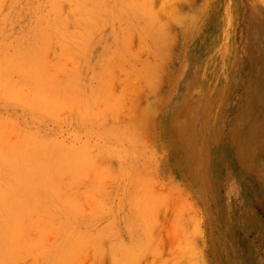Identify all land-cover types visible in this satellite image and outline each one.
<instances>
[{
	"label": "rangeland",
	"instance_id": "1",
	"mask_svg": "<svg viewBox=\"0 0 264 264\" xmlns=\"http://www.w3.org/2000/svg\"><path fill=\"white\" fill-rule=\"evenodd\" d=\"M50 1L0 0V84L10 86L0 85V139L18 146L10 153L0 141V154L12 156L0 155V201H7L0 206V243L19 214L25 217L15 224L18 233L27 232L19 240L31 247L13 250L23 252L13 255L15 264H43L51 252L47 262L54 253L60 263L55 241L59 246L70 235V220L76 241H97V249L81 247L80 264H120L125 257V264H264V0H53V8ZM39 96L55 107H42ZM47 165L52 174L58 167L59 180L52 175L48 184L40 175ZM11 178L29 185L13 180L15 194ZM68 199L75 213L67 211ZM18 204L21 213L13 211ZM44 241L55 244L50 254L41 250L49 248ZM74 254L61 263L74 262Z\"/></svg>",
	"mask_w": 264,
	"mask_h": 264
},
{
	"label": "bare ground",
	"instance_id": "2",
	"mask_svg": "<svg viewBox=\"0 0 264 264\" xmlns=\"http://www.w3.org/2000/svg\"><path fill=\"white\" fill-rule=\"evenodd\" d=\"M52 1H53V0H51L50 2H52ZM54 1H55V0H54ZM77 1H78V0H77ZM77 1L75 2V0H74L75 4H78ZM96 1H97V0H96ZM104 1H105V0H104ZM128 1H130V0H128ZM135 1H136V0H135ZM2 2H3V1H2ZM55 2H56V1H55ZM55 2H52V4H50V5H52V8H53V3H55ZM72 2H73V1H71V4H72ZM105 2H106V1H105ZM48 3H49V2H48ZM48 3H47V4H48ZM100 3H101V2H100ZM102 3H103V0H102ZM117 3H118V2H117ZM126 3H128V2H126ZM0 4H1V3H0ZM71 4H70V5H71ZM121 4H122V2H120V5H121ZM70 5H69V6H70ZM95 5H96V4H95ZM104 5H105V4H104ZM54 6H55V5H54ZM71 6H73V5H71ZM99 6H100V5H99ZM108 6H109V5H108ZM113 6H114V5H113ZM56 7H57V6H56ZM85 7H86V6H85ZM85 7H83V8H85ZM96 7H97V6H96ZM54 8H55V7H54ZM78 8H79L78 6H77V8L74 7V10H75V9H76V10H79L80 8H79V9H78ZM83 8H82V9H83ZM107 8H108V7H107ZM57 9H58V8H57ZM69 9H71V7H70ZM88 9H90V8H88ZM95 9H96V8H95ZM97 9L99 10V8H97ZM35 10H36V9H35ZM52 10H54V9H52ZM74 10H73V11H74ZM104 10H106V8H105ZM107 10H108V9H107ZM54 11H55V10H54ZM57 11H58V10H57ZM80 11H81V10H80ZM86 11H87V10H86ZM109 11H110V10H109ZM113 11H114V10H113ZM52 12H53V11H52ZM77 12H78V11H77ZM89 12H91V11L89 10ZM95 12H96V11H95ZM98 12H99V11H98ZM110 12H111V11H110ZM110 12H109V13H110ZM114 12H115V11H114ZM114 12H113V13H114ZM57 13H58V12H57ZM71 13H72V11H71ZM74 13H75V11H74ZM81 13H83V12H81ZM81 13H79L78 16H80ZM109 13H108V14H109ZM53 14H55V13H53ZM72 14H73V13H72ZM88 14H89V13H88ZM111 14H112V13H111ZM76 15H77V14H76ZM93 15H94V14H93ZM81 17L84 18V17L82 16V14H81ZM81 17H80V19H81ZM85 17H86V16H85ZM117 17H118V16H117ZM87 18H88V16H87ZM112 18H113V17H112ZM121 18H122V17H121ZM41 19H42V18H41ZM78 19H79V18H77V20H78ZM117 19H118V18H116V20H117ZM84 20H85V19H84ZM91 20H93V19L91 18ZM78 21H79V20H78ZM78 21H76V22L79 23ZM82 21H83V20H81V22H82ZM93 21H94V20H93ZM109 21H110V20H109ZM118 21H120V20H118ZM88 22H89V21H88ZM94 22H95V21H94ZM94 22H93V23H94ZM95 23H96V22H95ZM95 23H94V24H95ZM106 23H107V22H106ZM112 23H113V22H112ZM112 23H111V24H112ZM62 25H63V24H62ZM82 25H83V24H82ZM60 26H61V25H60ZM84 26H85V25H84ZM88 26H89V25H88ZM88 26H87V27H88ZM92 26H93V24H92ZM146 26H147V25H146ZM46 27H48V25H47ZM48 28H49V27H48ZM60 28H61V27H60ZM88 28H89V27H88ZM43 29H44V28H43ZM79 31H80V30H79ZM79 31H78V32H79ZM82 31H83V30H82ZM113 32H114V30H113ZM113 32H112V33H113ZM40 33H41V32H40ZM45 33H49V32H47V30H46ZM80 34H81V31H80ZM117 34H118V33H117ZM117 34H114V35H115L114 38H116V35H117ZM116 40H117V39H116ZM116 40H115V41H116ZM31 41H32V40H31ZM121 43H122V42H121ZM24 44H25V43H24ZM27 44H28V41H27ZM33 44H34V43H33ZM31 45H32V42H31ZM66 45H68V44H66ZM22 46H23V45H22ZM27 46H28V45H27ZM35 46H36V44H35ZM68 46H69V45H68ZM122 46H123V44H122ZM25 47H26V46H24L23 48H25ZM29 47H30V46H29ZM31 48H32V46H31ZM31 48H29V50H30ZM34 48H35V47H34ZM40 48H41V47H40ZM66 48H67V47H66ZM121 48H122V47H121ZM121 48H119V49H121ZM124 48H125V47H124ZM26 49H27V51H28V48H27V47H26ZM26 49H24V50H26ZM35 49H36V48H35ZM119 49H117V50H119ZM122 49H123V48H122ZM31 50H32V49H31ZM37 50H38V48H37ZM37 50H35V52H36ZM21 51H22V52H20V50H19V53H23V52H24L22 49H21ZM38 51L40 52L41 50H38ZM38 51H37V53H38ZM29 52H30V51H29ZM35 52L32 51V53H35ZM115 52H116V51H115ZM118 52H119V51H118ZM116 53H117V52H116ZM124 53H125V52H124ZM13 54H14V53H13ZM17 54H18V53H17ZM17 54L15 53L14 55H16L18 58L16 59V56H13L14 58H12V59H14V60H18V59H19V56H18ZM38 54H39V56H40L41 52L38 53ZM67 54H68V52H67ZM110 54H111V53H110ZM126 54H127V53H126ZM23 55H24V53H23ZM23 55L21 54L22 57H23ZM26 55H28V54H26ZM32 55H33V54H32ZM41 55H42V54H41ZM33 56L36 58V55H33ZM39 56H37V57H39ZM11 57H12V56H11ZM11 57H10V58H11ZM26 57H27V56H26ZM41 57H42V56H41ZM8 58H9V57H8ZM32 58H33V57H32ZM32 58H31V59H32ZM5 59H6V58H5ZM20 59H21V57H20ZM24 59H25V58H24ZM26 59H27V58H26ZM26 59H25V60H26ZM28 59H29V58H28ZM31 59H30V60H31ZM33 59H34V58H33ZM39 59H41V58H39ZM39 59H37V60H39ZM34 60H35V59H34ZM108 60H109V59H108ZM6 61H7V60H6ZM27 61H28V60H27ZM124 61H125V60H124ZM0 62H2V60H0ZM4 62H5V61L3 60V64H1V65L7 69V67H6L7 65H6V63H5V65H4ZM7 62H9V61H7ZM25 62H26V61H25ZM29 62H31V61H29ZM32 62H33V61H32ZM34 62H36V61H34ZM37 62H38V61H37ZM9 63L11 64V61H10ZM12 63H13V60H12ZM16 63L18 64V62H16ZM16 63H14V64H16ZM111 63H112V62H111ZM10 64H9V65H10ZM17 64H16V65H17ZM20 64H22V63L20 62ZM24 64H25V63H24ZM35 64H36V63H35ZM27 65H28V64H27ZM27 65H25L26 68H30V65H29V66H27ZM37 65H39V67H37V68H40V64L37 63ZM116 65H118V63H116ZM123 65H124V64H123ZM12 66H13V64H12ZM25 66H24V68H25ZM3 67H2V69H3ZM21 67H22V66H20V68H21ZM32 67L34 68V66H31V68H32ZM41 67H42V66H41ZM0 68H1V66H0ZM8 68H10V66H9ZM22 68H23V67H22ZM24 68H23V69H24ZM26 68H25V69H26ZM31 68H30V69H31ZM6 69H5V70H6ZM7 70H8V69H7ZM17 70H18V69H17ZM17 70H16V72H17V74H18L20 70H19V71H17ZM26 70H27V69H26ZM33 70H35V69H33ZM40 70H41V68L38 69V72H40ZM9 71H11V70H9ZM9 71H8V73H9ZM21 71H22V70H21ZM23 71H24V70H23ZM29 71H32V69L29 70ZM41 71H42V70H41ZM4 72H5V71H4ZM16 72H15V73H16ZM25 72L28 73L27 71H25ZM25 72H23V73H25ZM2 73H3V72H2ZM6 73H7V72H6ZM8 73H7V75H6L7 77H8ZM32 73H33V71H32ZM32 73H31V74H32ZM36 73H37V72H36ZM40 73L44 74L43 71L40 72ZM40 73H39L38 77H40V79H41L43 76L41 77V76H40ZM9 74H11V72H10ZM20 74H21V72H20ZM42 74H41V75H42ZM18 75H19V74H18ZM23 75H24V74H23ZM23 75L21 74V76H23ZM28 75H29V74H28ZM11 76H12V75H11ZM15 76H16V75H15ZM33 76H34V75H33ZM35 76H36V75H35ZM35 76H34L35 79L38 78V77H35ZM44 76H45V75H44ZM9 77H10V76H9ZM24 77H25V76H24ZM30 77H31V76H30ZM2 78H4V77H2ZM18 78L21 79V77H18ZM25 78H26V77H25ZM34 78H33V79H34ZM48 78H49L50 81H51V78H50V77H48ZM48 78H46V80H47ZM15 79H16V78H15ZM33 79H32V81L34 82L35 80H33ZM54 79H55V78H54ZM2 80H3V79H2ZM5 80H6V78H5ZM38 80H39V79H38ZM38 80H36V81H38ZM41 80H43V78H42ZM3 81H4V80H3ZM10 81H11V78L9 79V82H10ZM1 82H2V81H1ZM12 82H13V80H12ZM15 82H16V81H15ZM4 83H5V82L1 83L0 85L3 84V86H4V85L6 84V83H5V84H4ZM26 83H27V82H26ZM36 83H37V82H35V83H33V84H36ZM10 84H11V83H10ZM7 85H8V87H9V89H10V86H9V83H8V82H7ZM7 85H6V86H7ZM39 85H41V84H39ZM6 86H4V88H5ZM12 88H13V85H12V87H11V90L13 91L14 89H12ZM15 88H16V87H15ZM37 88L39 89V87H37ZM43 88H44V87H43ZM45 89H46V88H45ZM0 90H1V87H0ZM4 90H6V89H4ZM19 90H20V89H19ZM21 90H22V89H21ZM36 90H37V89H36ZM2 91H3V90H2ZM17 91H18V89L15 90V94H16ZM49 91H50V90H49ZM49 91H48V93H49ZM8 92H9V90H8ZM36 92H38V91H36ZM36 92H35V93H36ZM41 92H42V91H40V93H41ZM44 92H46V91H43V93H44ZM5 93H7V90L4 92V95L7 96ZM35 93H34V94H35ZM46 93H47V92H46ZM8 94H9V93H8ZM11 94H13V93H11V91H10V94H9L10 96L8 95L9 97H7V98H11V97H13V96H11ZM34 94H33V95H34ZM13 95H14V94H13ZM16 95H17V94H16ZM28 95H29V94H28ZM36 95H37V94H36ZM47 95L49 96V94H47ZM44 96H45V95H44ZM36 97H37V96H36ZM40 97H41V96H39L38 98L40 99V101H42V99H41ZM49 97H50V96H49ZM38 98H36V99L31 98V99L29 100V102H33V101H31V100H33V99L35 100L34 102H36ZM42 98H43V97H42ZM77 98H79V97L76 96V99H77ZM39 99H38V101H39ZM45 99H46V101H42V102H41L42 104H43V102H44V105H42V107L46 106L45 103H46L47 105H49V104L52 102L51 99L49 98V99H50V102H49V104H48V101H49V100H47L48 97H47V98H44V100H45ZM77 100H78V99H77ZM40 101H39V102H40ZM81 101H82V99H81ZM34 102H33V103H34ZM58 102H60V101H58ZM52 103H53V102H52ZM55 103H57V102H54V103H53V104H54V105H53L54 107H55ZM88 103H89V102H88ZM37 104H38V102H36V105H37ZM39 104H40V103H39ZM39 104H38V106H39V108H40V105H39ZM34 105H35V103H34ZM49 106H50V105H49ZM78 106L81 107L80 105H78ZM35 107H37V106H35ZM54 107H53V108H54ZM86 107H87V106H86ZM86 107H85V108H86ZM95 107H96V106H95ZM46 108H47V107H46ZM55 109H56V108H55ZM82 110H83V109H82ZM87 111H88V109H87ZM92 111H93V110H92V108H91V112H92ZM96 111H97V110H96ZM82 112H83V111H82ZM93 112H94V111H93ZM87 113H88V112H87ZM95 113H97V112H95ZM174 113H175V112H174ZM80 114H81V113H80ZM83 114H85V112H84ZM93 114H94V113H93ZM91 115H92V113H91ZM88 116H89V115H88ZM94 116H95V114H94ZM94 116H92V117H94ZM84 117H85V116H84ZM89 117H90V116H89ZM83 119H84V118H83ZM94 120H95V119H94ZM94 120H93V121H94ZM96 121H97V120H96ZM89 122H90V121H89ZM97 123H98V122H97ZM169 123H170V122H169ZM92 124L94 125V123H92ZM92 124H91V125H92ZM89 125H90V124H89ZM99 125H100V123H99ZM97 126H98V125H97ZM169 126H170V125H169ZM88 127H89V126H88ZM166 128H167V127H166ZM90 129H91V128H90ZM102 129H103V128H102ZM102 129H101V130H102ZM92 130H94V129H92ZM90 131H91V130H90ZM102 131H103V130H102ZM106 131H107V130H106ZM108 131H109V130H108ZM168 131H169V129H168ZM113 132H114V131H113ZM99 133H100V132H99ZM105 133H106V132H105ZM116 133H117V132H116ZM145 134H146V133H145ZM100 135H101V134H100ZM109 135H111V134H109ZM1 137H2V138L0 139V141H1V140L3 141L4 138H3V136H1ZM118 138H119V137H118ZM5 140H6V141H5ZM5 140H4V141L7 142V139H5ZM8 140H10V139H8ZM120 140H121V139H120ZM2 141H1V144L3 143ZM8 142H9V141H8ZM8 142H7V145L2 144L1 146H5V147H6L5 151L7 150V152L9 151V152L11 153V150H10L11 148H12V150L15 152L14 148H15L16 146L13 147L14 144H13V145H8ZM11 143H12V142H11ZM9 146H10V148H9V150H8L7 147H9ZM11 146H12V147H11ZM17 147H18V146H17ZM17 147H16V148H17ZM19 147H20V146H19ZM30 147H31V146H30ZM21 148L23 149L24 147H21ZM21 148H19V149H21ZM28 149H29V147H28ZM30 149H31V148H30ZM30 149H29V150H30ZM2 150H3V149H2ZM24 150H25V149H24ZM5 151H4V152H5ZM13 151H12V152H13ZM16 151H18V150L16 149ZM21 151H22V150H21ZM77 151H78V150H77ZM19 152H20V150H19ZM19 152H16V153L19 154ZM39 152H41V151H39ZM5 153H6V152H5ZM5 153H4V154H0L2 160H3V158H6V159L8 158V157L4 156V155H6ZM16 153H13V155H14L15 157H17V155H15ZM21 153H22V154H20V155L22 156L21 158H23V155H24L26 152H25L24 154H23V152H21ZM36 153L38 154V152H36ZM74 153H75V152H74ZM74 153H73V154H74ZM41 154H42V153H41ZM70 154H71V153H70ZM70 154H67V156H68V155L70 156ZM75 154H76V153H75ZM80 154H81V153H80ZM80 154H79V156H80ZM7 155H8V153H7ZM39 155H40V154H39ZM3 156H4V157H3ZM8 156H10V154H9ZM77 156H78V154H77ZM83 156H84V153H83ZM83 156H82V154H81V157H83ZM11 157H12V156H10V158H11ZM41 157H42V156H41ZM44 157H45V155H44ZM44 157H43V159L41 158V160H44ZM81 157H80V161L83 160V159H81ZM10 158H8V160H9ZM18 158H19V157H18ZM35 158L40 159V157H39V158H38V157H35ZM35 158H34V159H35ZM76 158H77V157H76ZM6 159H4L3 161H7ZM23 159H24V158H23ZM73 159L75 160V157H74ZM77 159H78V158H77ZM85 159H87V156H86ZM2 160H1V161H2ZM10 160H11V159H10ZM18 160H19V159H18ZM18 160L16 161L17 163H18ZM32 160H33V159H32ZM78 160H79V159H78ZM78 160H77V161H78ZM3 161H2V163H3L2 166L5 167V164H4ZM14 161H15V160H14ZM14 161H13V162H14ZM36 161H37V160H36ZM36 161L34 160V163H36ZM46 161H47V160H46ZM46 161H45V162H46ZM75 161H76V160H75ZM84 161H85V160H84ZM9 162H11V161H9ZM16 162H14V163H16ZM19 162H21V163L23 162V163H22L23 165L20 163V164H21L20 166H24V165H25V164H24V161H19ZM31 162H32V161H30V164H29V165L26 163V167L33 165ZM42 162H43L42 164H44V161H42ZM78 162H79V161H78ZM99 162H100V161H99ZM2 163H1V164H2ZM5 163H7V162H5ZM17 163H16V164H17ZM28 163H29V162H28ZM40 163H41V162H40ZM60 163H61V162H60ZM79 163H80V162H79ZM82 163L84 164L85 162L82 161ZM11 164H12V162H11ZM80 164H81V163H80ZM80 164H78V165H80ZM14 165H15V164H14ZM27 165H28V166H27ZM37 165H39V163H37ZM37 165H36V166H37ZM60 165H61V164H60ZM81 165H82V164H81ZM16 166H18V164H17ZM36 166L34 165L33 168L36 167ZM82 166H83V165H82ZM4 167H3V168H4ZM50 167H51V166H49V168H50ZM78 167H79V169L81 168V166H78ZM83 167H84V166H83ZM83 167H82V168H83ZM0 168H1V167H0ZM3 168H2V169H3ZM11 168H12V167H11ZM17 168H18V167H17ZM22 168H23V167H22ZM22 168H21V170H22ZM30 168H31V167H30ZM30 168L28 167V169H30ZM33 168H32V169H33ZM49 168H48V165H47L46 169L49 170V171H47V170L45 169V170H46V171H45V174H43L44 172H43L42 174H41V172H40V175H46V176L49 178V180H48V179H46V178H47L46 176H45V177H44V176L41 177V178H42L41 181H43V179H46V180H48V182H47L48 184H49V181H51V176H52L54 173L57 174L56 177L59 176V174L57 173V168H58L57 166H56V168H53V169H55V171H54L53 174L50 173V171L53 172V170H52V169L50 170ZM13 169H14V168H13ZM26 169H27V168H26ZM26 169L24 168L25 171H26ZM11 170H12V169H11ZM24 170H23L22 172H24ZM30 170H31V169H30ZM30 170H28V173H30ZM35 170H37L35 173H37L38 171H40V170H38L37 168H35L34 171H35ZM42 170H44V169H42ZM42 170H41V171H42ZM77 170H78V169H77ZM80 170H81V169H80ZM8 171H9V170H8ZM12 171H13V170H12ZM18 171H20L19 168H18ZM63 171L66 172V170H63ZM63 171H62V172H63ZM78 171H79V170H78ZM78 171H77V173H78ZM81 171H83V170H81ZM81 171H79V172H81ZM9 172H11V171H9ZM14 172H15V171H13V173H14ZM48 172H49L51 175L48 174ZM58 172H59V171H58ZM84 172H85V170H84ZM46 173H47V174H46ZM82 173H83V172H82ZM82 173H81V174H82ZM5 174H6V173H5ZM8 174H9V173H8ZM31 174H32V172H31ZM33 174H34V172H33ZM37 174H39V172H38ZM3 175H4V174H3ZM3 175H2V176H3ZM12 175H13V174H12ZM14 175H15V173H14ZM16 175H17V174H16ZM18 175H19V174H18ZM21 175H22V173H21ZM40 175H37V176H40ZM48 175H49V176H48ZM54 175H55V174H54ZM54 175L52 176V178L54 179V181L59 180V179H56V177L54 178ZM79 175H80V173H79ZM33 176H34V175H33ZM62 176H63V174H62ZM81 176H82V175H80V177H81ZM6 177H7V176H6ZM17 177H18V176H17ZM22 177H23V176H22ZM35 177H36V176H35ZM59 177H60V176H59ZM80 177H79V178H80ZM9 178H10V177H9ZM18 178H19V177H18ZM39 178H40V177H39ZM41 178H40V179H41ZM57 178H58V177H57ZM63 178H64V177H63ZM63 178H62V179H63ZM7 179H8V178H7ZM40 179H39V180H40ZM81 179H83V177H82ZM3 180H5V177H4ZM13 180H14V181H13ZM18 180H19V179H18ZM18 180H17V179L15 180V179L11 178V181L9 182V181L7 180V182H8L9 184H10L12 181L16 183ZM46 180H45V181H46ZM19 181H21V182H17V183L21 184L20 187H21V186L24 187V186H26L25 184L27 183L28 179H26V183H24V184H23V182H22V179L19 180ZM60 181H61V180H60ZM2 182H3V181H2ZM24 182H25V178H24ZM43 182H44V181H43ZM15 183H11V184H14V185H15ZM33 183H34V182H33ZM36 183H37V181H36L34 184H36ZM51 183H53V182H51ZM51 183H50V184H51ZM56 183H57V182H56ZM56 183H55V184H56ZM3 184H4V183H3ZM11 184H10V185H11ZM22 184H23V185H22ZM27 184L29 185V183H27ZM55 184H54V185H55ZM61 184H62V182H61ZM37 185H38V184H36V186H37ZM40 185H41V184H40ZM40 185H38V186H40ZM69 185H70V184H69ZM73 185H74V184H73ZM7 186H8V185H7ZM7 186H6V189H7ZM16 186H17V189H16L17 191L15 190V191H16L15 194L18 193V186H19V185L16 184L15 187H9V186H8V187L11 188V189H12V188L15 189ZM41 186H43L42 188L46 187V185L43 184V183H42ZM41 186H40V187H41ZM56 186L58 187V185H56ZM59 186H60V185H59ZM95 186H96V185H95ZM2 187L4 188L5 186H2ZM34 187H35V185H34ZM40 187H39V188H40ZM51 187H52V184H51L50 187H47L48 190L51 189ZM69 187H70V186H68V188H69ZM21 188H22V187H21ZM98 188H99V187H98ZM98 188H97V189H98ZM26 189H28V188L26 187ZM3 190H5V189H3ZM20 190H22V189H20ZM20 190H19V191H20ZM48 190H46V191H47L46 193L49 192ZM51 190H52V192H50V193H53L52 195L54 196V194H56V193H54L55 190H54L53 188H52ZM51 190H50V191H51ZM53 190H54V191H53ZM1 191H2V190H1ZM12 191H13V190H9V192H12ZM9 192H8V193H9ZM100 192H101V191H100ZM50 193H48V196L51 195ZM11 194H14V193L12 192ZM0 195H1V197H2V196L4 197V195H2V194H0ZM5 195H9V194H5ZM57 196H58V195H57ZM57 196H54V198H55V197L57 198ZM99 196H100V195H99ZM97 197H98V196H97ZM3 199H4V198H0V200H3ZM66 199H67V198H64V200H66ZM97 199H99V197H98ZM21 200L23 201V200H25V199L22 198ZM69 200H70V199H68L67 201L70 203ZM72 200H73V202H77V201H74V200H76L75 197H74V199L72 198ZM22 201H17V202H19L20 204H22V206H24L23 204H25V202L23 203ZM62 201H63V198H62ZM67 201H66V204H68ZM0 202L2 203V205H0V206L2 207V209H5L6 207H4V206L6 205V202H7V201L5 200V204L3 203L4 200H3V202H2V201H0ZM21 202H22V203H21ZM60 202H61V201H60ZM73 202L71 201V203H70V205H69L70 207L66 205V207H69V208L64 207L62 204H61V207L66 208L67 211L70 209V210H69L70 212L73 211V212L75 213L77 210L75 209V210H76V211H75V210H72V209H71V208L74 207V206L71 207V204H73ZM89 202H90V201H89ZM98 202H100V200H98ZM143 202H144V200H143ZM150 202H151V201H150ZM26 203H27V201H26ZM28 203H29V201H28ZM64 203H65V201H64ZM100 203H101V202H100ZM3 204H4V205H3ZM20 204H18V205H19V208H18V209L15 208V209H17V210H19V211L16 212L15 210L12 209L15 213H21V212H20V210H21V209H20V207H21ZM31 204H32V203H30V204H26V205H28L27 207L30 206L29 208L31 209V207H32ZM74 204H75V203H74ZM96 204H97V202H96ZM141 204H142V203H141ZM141 204H140V206H142ZM149 204H150V203H149ZM149 204H148V202H147L146 205H149ZM7 205H8V204H7ZM16 205H17V204H15V207H16ZM59 205H60V204H59ZM76 205H78V204L76 203ZM143 205H144V204H143ZM8 206H9V205H8ZM33 206L35 207L34 204H33ZM92 206H93V205H92ZM97 206H98V207H95V208H97V210H98L99 205H97ZM144 206H145V205H144ZM61 207H60V209H61ZM76 207H77V206H76ZM76 207H75V208H76ZM25 208H26V206H25ZM29 208H28V209H29ZM22 209L25 210L24 208H22ZM28 209H26L25 212H26ZM30 209H29V210H30ZM23 210H22V212H23ZM63 210L65 211V209L62 208V211H63ZM71 210H72V211H71ZM144 210H145V208H144ZM144 210H143V211H144ZM6 211H7V210H6ZM8 211L11 213L10 207H8ZM32 211H33V207H32ZM67 211H65V212H67ZM139 211H140V210H139ZM145 211H146V210H145ZM14 212H12V213H14ZM25 212H24V213H25ZM12 213H11V217H12V215L14 216V214H15V213H14V214H12ZM140 213H141V211H140ZM146 213H147V212H146ZM7 214H8V212H7ZM22 214H23V213H22ZM68 214H69V213H68ZM70 214H71V213H70ZM72 214H73V213H72ZM8 215H9V214H8ZM18 215H19V214H18ZM18 215H17V216H18ZM143 215H144V214H143ZM148 215H149V214H148ZM17 216H16V219H17V220H15L14 225H11V224H12L11 221L9 222V221H8L9 219H7V221L10 223V226H9V228H8V233H9L10 238H9V236H8V238H6V240H3V241H2L3 243H0V246H1V247H0V255L3 256V258L1 257V259H0V260H1L0 262H2V260H3V262L0 263V264H6V261L9 260L10 256H12V257H11V259H10L8 262H11V261H12V263L14 262V264H15V262H18V260H20V259L17 260L16 257L18 256L17 254L21 253V252L24 250V249H22V248H26V249H27V248H31V247H29V246H27V245H26V247H22V241L19 240V238H20L19 236H22V235H21V234L19 235L18 230H17L15 224L17 223V221H18L19 219H20V221L23 220L22 218H24L25 215H22V218H19V217H17ZM19 216H21V215H19ZM70 216H71V215H70ZM145 216H146V215H145ZM73 217H74V215H73ZM75 217H76V216H75ZM6 218H7V217L5 216V219H6ZM13 218H14V217H13ZM18 218H19V219H18ZM146 218L148 219V217H146ZM150 218H151V217H150ZM179 218H180V217H179ZM67 219H68V218H66V220H67ZM151 220H152V218H151ZM181 220H182V219H181ZM67 221H68V220H67ZM71 221H72V220H70V222L68 221V222L70 223V224L68 225V226H69V231H70V232L72 231V232L70 233V235H69V236L66 235V236H65V240H64V238L62 237V235L59 234V235L61 236V238H63V241H64L63 243H65V241H66V244H67L66 249H64V247H62V246H63V245H62L63 243L60 244V245H62V246H60V245L57 246L58 243L60 242L59 239H57V240H59V241H57V240L55 241V244H56V242H58L57 245H55V244L53 243V244L55 245V247H57V248L54 247L53 252H55L56 249L59 250V251H58V254H57V258H58V256H59V258H60V255H61L62 258H61L60 260L64 259V261H66L65 263H68L70 257L72 258V256H71V255H72V251H73V253H75V254H74L75 256L73 257V258H75V259H73V260H74V262L76 263V262H77V261H76V260H77L76 258H78V256L80 255V254H79V251H80V253L82 254L83 252H81V250H82V249H83L82 251H84L85 249L87 250V247H88V246H89V247H90V246H93V243H94V249H95V248H96V245H95V244H96V242H97V241L95 240V238H93V239L91 238V241L94 240V242H93V241H92V243L90 242V243H91V245H90L89 242H88V239H89V238L87 237V238H88V239H87V242H88V243H87V242H85L86 244L83 243V241H86V240H85V239H86V235L84 236V233H83L82 235H83L85 238H84V237H83V238L80 237L82 240L77 239V241H76V237H77V235H80V234L78 233V229H77V231H76V228H75V227L72 228V226H73L74 224L72 225ZM153 221H154V219H153ZM153 221H152V222H153ZM68 222H67V224H68ZM72 222H73V221H72ZM88 222H90V221H88ZM96 222H97V221H96ZM98 222H99V221H98ZM152 222H151V223H152ZM61 223H62V222H61ZM67 224H66V226H67ZM87 224H88V223H87ZM99 224H100V223H99ZM175 224H178V222H176ZM19 225H21V224H19ZM152 225H153V224H151V227L149 228V229H151V230L154 229V228H152ZM154 225H155V223H154ZM154 225H153V227H154ZM156 225H157V224H156ZM17 226H18V225H17ZM64 226H65V225H64ZM66 226H65V227H66ZM70 226H71V228H70ZM75 226H76V225H75ZM89 226H90V225H89ZM179 226H180V225H179ZM18 227H19V226H18ZM45 227H47V226H45ZM45 227H44V228H45ZM65 227H64V228H65ZM101 227H102V226H101ZM101 227H100V229L103 228V227H102V228H101ZM48 228L50 229V227H48ZM48 228H47V229H48ZM64 228H63V230H64ZM175 228H176V227H175ZM66 229H67V228H66ZM74 229H75V230H74ZM103 229H104V228H103ZM52 230H53V229H52ZM59 230H60V228H59ZM73 230H74V231H73ZM141 230L143 231V229H141ZM47 231H48V230H47ZM53 231H54V230H53ZM66 231H67V230H66ZM69 231H67V232H69ZM75 231H76L78 234H76ZM98 231L100 232V230H98ZM104 231H105V230H104ZM147 231H148V230H147ZM149 231H150V230H149ZM179 231H180V229H179ZM20 232H21V231H20ZM23 232H24V235H23V236H26V233H27V232H25V230H23ZM54 232H55V231H54ZM61 232H62V231H61ZM67 232H66V233H67ZM145 232H146V231H145ZM46 233H47L46 231H45L44 234L41 232L42 235H45ZM49 233H50V232H49ZM49 233H47V235H48ZM59 233H60V232H59ZM62 233L64 234V231H63ZM80 233H81V232H80ZM97 233H98V232H97ZM146 233H147V232H146ZM146 233H144V234H146ZM185 233H186V232H185ZM0 234H1V232H0ZM22 234H23V233H22ZM37 234H38V233H37ZM41 234L39 233V234H38V237L41 238V239L43 240L44 237H40ZM101 234H103V233H101ZM144 234H143V235H144ZM147 234L150 235V234H153V233H152V232H150V233L148 232ZM147 234H146V235H147ZM154 234H155V233H154ZM154 234H153V235H154ZM181 234L184 235V234L182 233V230H181ZM50 235H52V234L50 233ZM82 235H81V236H82ZM146 235H144V237H145ZM153 235H152V236H153ZM0 236H1V235H0ZM23 236H22V237H23ZM63 236H64V235H63ZM88 236H89V235H88ZM96 236H97V234H95L94 237H96ZM152 236H151V237H152ZM22 237H21V238H22ZM51 237H52V236H51ZM100 237H101V236H100ZM147 237L149 238V236H147ZM151 237H150V238H151ZM184 237H185V236H184ZM187 237H188V236H187ZM97 238H98V237H97ZM100 239H101V238H100ZM78 240H79V241H78ZM89 240H90V239H89ZM186 240H187V239H186ZM4 241H5V243H4ZM50 241H51V240H50ZM50 241H48V242L44 241V242H43L44 247H47V248H48V247H49L48 244H49V243L52 244V242H50ZM61 241H62V240H61ZM80 241H81V242H80ZM98 241H100V240L98 239ZM76 242H78V243L80 242V244H78L79 246H77V250H78L77 252H76V245H77ZM100 242H101V241H100ZM148 242H149V241H148ZM184 242H186V241H184ZM44 243H46V246H45ZM47 243H48V244H47ZM181 243H183V241H182ZM36 244H37V243H36ZM83 244H84V246H80V245H83ZM87 244H88V246H87ZM97 244H98V243H97ZM183 244L185 245V243H183ZM38 245L40 246V244H38ZM38 245H35V246L37 247L36 250H37L38 248H39V250H40V247H41V246L38 247ZM54 245H50V247L48 248V250H43V249H45V248H42V247H41V248H42L41 250H42V252H43V251H48V253L45 252L46 255H47V254H50V253H49V250L52 249V247H53ZM85 245H86V246H85ZM146 245H147V244H145V246H146ZM24 246H25V245H24ZM138 246H140V245H138ZM148 246H149V245H148ZM180 246H181V244H180ZM182 246H183V245H182ZM58 247H61V248H62L61 250H63V251H61V252H62L61 254L59 253V252H60V248H58ZM79 247H80V250H79ZM81 247H82V249H81ZM97 247L99 248L98 245H97ZM141 247H142V246H141ZM141 247L138 249L139 252H140ZM143 247H144V246H143ZM143 247H142V248H143ZM156 247H157V246H155V248H156ZM47 248H46V249H47ZM100 248H101V247H100ZM100 248H99V249H100ZM136 248H137V247H136ZM181 248H183V250H184L185 247L183 246V247H181ZM19 249H21L22 251H21V250H20V251H17V254H16V251H15V254H16L17 256L14 257L13 255H15V254H14V251H13V250H19ZM26 249H25V251L28 252L29 250H26ZM71 249H73V250H71ZM88 249H91V251L94 250V249H92V248H88ZM96 249H97V248H96ZM187 249H188V248H187ZM187 249H185V251H186ZM39 250H37V252H39ZM158 250H159V249H158ZM91 251H90V252H91ZM131 251H132V250H131ZM138 251H136L135 253H137ZM18 252H19V253H18ZM37 252H36V253H37ZM42 252H40V255L44 256V253L42 254ZM97 252H98L97 250H94V253H97ZM118 252H119V251H118ZM121 252H122V251H121ZM133 252H134V251H132V253H133ZM142 252H143V251H142ZM142 252H140L139 254H141ZM22 253H23V252H22ZM55 253H56V252H55ZM77 253L79 254L78 256H77ZM99 253H100V251H99ZM129 253H130V252H129ZM25 254H26V253H25ZM32 254H33V252H32ZM51 254H52V252H51ZM51 254H50V255H51ZM101 254H102V253H101ZM133 254H134V253H133ZM22 255H23V254H22ZM22 255H19V258H20ZM35 255H37V254H35ZM35 255L33 254L32 256H35ZM38 255H39V253H38ZM50 255H48L47 257H49ZM84 255H85V254H84ZM90 255H91V254H90ZM131 255H132V254H130V255H128V256H129V258L132 259L133 256L131 257ZM8 256H9V257H8ZM24 256H25V255H23L22 257H24ZM55 256H56V254H55ZM55 256H54V253H53L52 258L55 257ZM82 256H83V255H82ZM136 256H137V254H136ZM136 256H135V254H134V257H136ZM4 257H8V259L6 260V258L4 259ZM47 257H46V256H45V257H42V258H44V260H46V262H44V263H46V264H47L48 262H49L48 264H51L50 262H51L52 260H53L52 262H54V260L56 259V258H55V259H54V258H53V259L51 258V260L48 259L49 261L47 262V259H45V258H47ZM63 257H64V258H63ZM85 257H87V255H85ZM91 257H92V256H91ZM93 257H94V256H93ZM134 257H133V258H134ZM39 258H41V256H39ZM42 258H41V259H42ZM59 258H58V259H59ZM87 258H88V257H87ZM101 258H102V257H101ZM140 258L142 259L141 256H140ZM198 258H199V257H198ZM21 259H22V258H21ZM83 259H84V257H83ZM125 259H126V257H125ZM125 259H124V261H125ZM131 259H130V260H131ZM135 259H136V258H135ZM5 260H6V261H5ZM37 260H38V259H37ZM44 260H43V261H44ZM60 260L58 261V262H60V263H58V264H65L64 262L61 263ZM81 260H82V259H81ZM81 260H79V261H81ZM89 260L91 261L90 258H89ZM92 260H93V259H92ZM118 260H119V259H118ZM133 260H134V259H133ZM137 260H138V259H137ZM193 260H194V259H193ZM32 261L35 262V260L33 259V257H32ZM56 261H57V259L55 260V263H54V264H57ZM97 261H98V260H97ZM97 261H96V262H97ZM124 261H123V263H124ZM127 261H129V260H127ZM195 261H196V260H195ZM195 261L193 262V264L195 263ZM8 262H7V263H8ZM40 262H42V260H40ZM74 262H72V263H74ZM83 262H84V261H83ZM114 262H115V261H114ZM201 262H202V259H201ZM201 262H200V264H201ZM44 263H43V264H44ZM72 263L70 262V264H72ZM75 263H74V264H75ZM77 263H78V262H77ZM80 263H81V262H80ZM80 263H78V264H80ZM89 263H90V262L88 261V263H86V264H89ZM123 263L121 262L120 264H123ZM125 263H126V261H125ZM125 263H124V264H125ZM191 263H192V261H191ZM8 264H9V263H8ZM37 264H38V261H37ZM39 264H41V263H39ZM90 264H91V263H90ZM93 264H94V263H93ZM113 264H114V263H113ZM115 264H119V262H116ZM127 264H128V263H127ZM129 264H130V262H129ZM158 264H159V263H158ZM197 264H198V262H197Z\"/></svg>",
	"mask_w": 264,
	"mask_h": 264
}]
</instances>
